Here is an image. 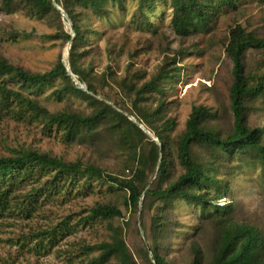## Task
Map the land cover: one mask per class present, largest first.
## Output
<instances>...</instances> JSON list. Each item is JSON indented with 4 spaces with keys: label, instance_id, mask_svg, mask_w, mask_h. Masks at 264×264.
Masks as SVG:
<instances>
[{
    "label": "rangeland",
    "instance_id": "obj_1",
    "mask_svg": "<svg viewBox=\"0 0 264 264\" xmlns=\"http://www.w3.org/2000/svg\"><path fill=\"white\" fill-rule=\"evenodd\" d=\"M53 2L63 10L62 4ZM139 2L109 0L105 5L111 13L109 17L97 16L90 9L75 8L76 12H83L81 26L85 35L89 34L88 42L80 50L83 53L80 64L98 90V97L115 108L124 109L136 121L132 114L136 113L134 94L126 95L119 83L126 81L140 87L163 69H175L172 78L162 82L165 94H146L147 98L138 101V105L154 111L164 103V111L156 122L158 125L167 120L175 122L174 130L169 132L173 147L185 131L193 108L201 105L214 114L207 125L223 135L228 134L234 125L229 96L233 62L226 50L230 31L242 26L258 38H264V0H240L235 8L217 13L209 29L187 36L179 34L174 27L169 0H158L154 12L149 14L153 28L141 24L137 14ZM11 7V10L5 9L0 0V57L40 73L51 70L60 57L63 61L70 58L71 42L60 37L59 32L63 24L64 30L73 34V22L64 10H60L61 24L55 16H31L22 0H14ZM245 65L247 73L264 71V49H249ZM59 86L56 82L36 96L50 112L89 114L93 111V106L81 97L68 95L59 99L54 93ZM252 106L249 125L264 126V105L259 101ZM108 127L100 125L93 136L69 140L67 131L57 124L48 127L41 122L2 117L0 156L34 149L67 162L80 160L97 165L106 174L130 178V151L116 141ZM143 130L157 139L147 127L143 126ZM226 162L219 177L228 182V194L214 203L231 205L233 218L256 226L264 238L262 166L244 157H230ZM170 172L169 180L184 173L176 156ZM54 175L51 172L44 176L36 170L8 193L6 206L0 209V264H86L99 254L97 250H87V246L111 240L110 223L122 228L137 264H151L145 257L151 247H158L157 251L171 264L188 263L192 259L193 241L201 245L207 259L211 257L216 227L203 219L201 206L176 200L168 211L170 222L167 235L162 238L153 230V218L161 212L162 202L150 208L151 201L145 205L142 199L139 209L133 210L126 205L128 193L109 181L95 180L89 185L84 179L75 180L70 175L54 181ZM151 182L149 188L159 187L156 175L151 177ZM161 186L166 187L167 182ZM108 203L119 207L122 216L103 222L84 221L94 207ZM65 222L71 227L58 235L54 245H48V235L44 238L41 233L50 232Z\"/></svg>",
    "mask_w": 264,
    "mask_h": 264
},
{
    "label": "trees",
    "instance_id": "obj_2",
    "mask_svg": "<svg viewBox=\"0 0 264 264\" xmlns=\"http://www.w3.org/2000/svg\"><path fill=\"white\" fill-rule=\"evenodd\" d=\"M61 5L60 0H56ZM115 1V0H113ZM119 2L120 0H116ZM158 0H140L137 14L141 24L153 28L149 14L154 12ZM166 1V0H163ZM173 10V25L181 35H190L209 29L215 16L220 11L235 8L240 0H169ZM29 14L33 17H56L62 24V12L53 0H22ZM109 0H63V10L73 22V34L60 28V37L71 42L70 68L78 80L85 84L83 89L69 74L63 58L49 71L31 72L10 63L0 57V119L9 117L16 120L41 122L51 127L55 124L67 131L69 140L93 136L100 125H108L109 133L119 144H124L130 151L131 162L128 165L132 177L121 178L106 174L105 170L94 164H84L77 160L67 162L62 158L34 149H21L11 156H0V209L5 208L8 193L21 182L22 178L40 171L41 175L55 172L54 181L64 175L73 179H84L91 185L96 181H109L112 186L128 193L126 205L138 210L140 203L151 201V208L162 202L161 212L153 218V230L156 236L167 235L170 222L168 211L176 200H185L201 206L203 219L210 220L216 227V240L212 255L207 259L201 245L193 241L192 259L184 264H264V238L256 226L236 221L231 205H220V200L228 194L229 184L219 177L220 169L230 157L251 158L262 166L264 175V126L249 125V111L252 104L264 105V71L259 69L246 72L245 58L249 49H264V38H258L242 26L230 31L227 53L233 62V82L230 87V102L234 114V125L228 134L223 135L207 125L214 114L205 106L194 107L186 123L185 131L179 136L175 146L169 132L174 130L175 122L167 120L157 124L164 111V103L154 111L138 105L145 100L146 94L157 92L165 94L162 82L169 80L175 69H163L149 82L137 87L134 83L121 81L119 86L126 95L134 94L133 106L136 113L126 114L122 108H115L107 100L98 97V90L90 82L88 73L82 69L81 48L89 40L82 29L81 14L75 8L90 9L97 16L109 17L105 7ZM4 8L11 10L14 0H2ZM59 82L54 93L59 99L68 95L81 97L93 106L89 114L81 112L52 113L36 98L47 87ZM106 82V78L104 79ZM147 127L156 138L145 133ZM176 156L184 173L174 180H169L170 167ZM199 154V155H197ZM239 167L237 170H240ZM156 175L159 187L152 189L151 177ZM167 182V186H161ZM214 191V195L212 194ZM122 211L113 204H98L85 217L87 222H103L121 217ZM71 225L62 223L48 235V245H54L59 234ZM111 240L103 241L87 250L99 251L86 264H137L123 237L121 227L109 224ZM158 242V240L156 241ZM158 247L148 248L145 257L151 264H171L158 251ZM153 258H150V254Z\"/></svg>",
    "mask_w": 264,
    "mask_h": 264
},
{
    "label": "water",
    "instance_id": "obj_3",
    "mask_svg": "<svg viewBox=\"0 0 264 264\" xmlns=\"http://www.w3.org/2000/svg\"><path fill=\"white\" fill-rule=\"evenodd\" d=\"M59 10L63 11L60 7H59ZM63 13H65V12H63ZM65 15H67V14L65 13ZM70 48H71V45H70ZM64 62H65V65H66V67H67V70H68L69 74L72 76V78L74 79V81H76L77 84H80L81 87H82L83 89H87L86 85L83 84V83H81V82L76 78V76L73 74V72L71 71L69 58L65 59Z\"/></svg>",
    "mask_w": 264,
    "mask_h": 264
},
{
    "label": "bare ground",
    "instance_id": "obj_4",
    "mask_svg": "<svg viewBox=\"0 0 264 264\" xmlns=\"http://www.w3.org/2000/svg\"><path fill=\"white\" fill-rule=\"evenodd\" d=\"M66 57H67V52H66Z\"/></svg>",
    "mask_w": 264,
    "mask_h": 264
}]
</instances>
